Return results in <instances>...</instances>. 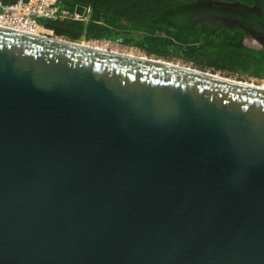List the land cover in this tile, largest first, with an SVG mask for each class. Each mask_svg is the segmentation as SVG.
I'll use <instances>...</instances> for the list:
<instances>
[{
    "label": "water",
    "instance_id": "obj_1",
    "mask_svg": "<svg viewBox=\"0 0 264 264\" xmlns=\"http://www.w3.org/2000/svg\"><path fill=\"white\" fill-rule=\"evenodd\" d=\"M0 264H264V89L0 28Z\"/></svg>",
    "mask_w": 264,
    "mask_h": 264
},
{
    "label": "trees",
    "instance_id": "obj_2",
    "mask_svg": "<svg viewBox=\"0 0 264 264\" xmlns=\"http://www.w3.org/2000/svg\"><path fill=\"white\" fill-rule=\"evenodd\" d=\"M1 1L11 4L17 0ZM60 1L78 15L90 6L92 14L88 24L40 21L56 36L81 44L112 41L148 56L180 60L200 70L264 79V44L244 28L233 25L239 11L252 17L253 22H264V18L239 8L259 4L264 11V0ZM220 16L230 17V23L217 20Z\"/></svg>",
    "mask_w": 264,
    "mask_h": 264
},
{
    "label": "built area",
    "instance_id": "obj_3",
    "mask_svg": "<svg viewBox=\"0 0 264 264\" xmlns=\"http://www.w3.org/2000/svg\"><path fill=\"white\" fill-rule=\"evenodd\" d=\"M91 14L90 6L86 8L83 15H78L67 10L60 0H17L11 4H5L0 0V28L42 38L64 39L56 36L54 31L45 27L40 21H77L88 24ZM251 80L253 83L260 81V79ZM261 81L264 82V79Z\"/></svg>",
    "mask_w": 264,
    "mask_h": 264
},
{
    "label": "flooded vegetation",
    "instance_id": "obj_4",
    "mask_svg": "<svg viewBox=\"0 0 264 264\" xmlns=\"http://www.w3.org/2000/svg\"><path fill=\"white\" fill-rule=\"evenodd\" d=\"M239 8H243L245 12H248L249 14L258 16L260 18H264V11L262 9V7L259 4H256L254 6L251 7H247L245 5H239ZM245 18L246 20L243 21L241 18ZM209 17V16H208ZM237 19H235L233 25H238L242 28H244L245 30H247L253 37L258 38L261 42L264 43V22H260L259 24L257 22H253V18L252 17H247L245 14L241 13L240 11L238 12V15H236ZM208 19H211L208 18ZM217 20L221 21V22H228L230 23L231 18L228 16H220L216 18ZM252 22V23H247V22Z\"/></svg>",
    "mask_w": 264,
    "mask_h": 264
},
{
    "label": "rangeland",
    "instance_id": "obj_5",
    "mask_svg": "<svg viewBox=\"0 0 264 264\" xmlns=\"http://www.w3.org/2000/svg\"><path fill=\"white\" fill-rule=\"evenodd\" d=\"M98 45L107 47L109 49V51H111V52L119 51L120 53L124 54L126 51L129 52V53H133L131 51H134V54H135V52L140 53V54H137V55H141V56H145V57L153 58V59H160V58H157L155 56H148L146 53L142 52L141 50H139L137 48L124 46V45H121V44H118V43L112 42V41H104V40H102V41H100V43H98ZM160 60L171 62V63L177 64V65H181V66H184V67H190V68L198 69V68L194 67L193 65L185 63V62L180 61V60H166V59H160ZM198 70H200V69H198ZM202 71H209L211 73H214L211 70H202ZM216 73L219 74L222 77H225V78H228V79H231V80H235V81L237 80V81L244 82V83L254 84V85H256V87H264L263 86L264 82H262L261 79H260L259 82L253 83L252 80H251L252 78H242V77H238V76L228 75L226 73L223 74L221 72H216Z\"/></svg>",
    "mask_w": 264,
    "mask_h": 264
},
{
    "label": "bare ground",
    "instance_id": "obj_6",
    "mask_svg": "<svg viewBox=\"0 0 264 264\" xmlns=\"http://www.w3.org/2000/svg\"><path fill=\"white\" fill-rule=\"evenodd\" d=\"M63 41V40H62ZM85 43H86V41H84ZM80 43V42H79ZM98 43H100V42H94V41H91V42H87V44H81L80 43V45L82 46V47H86V48H89V49H94V50H98V51H103V52H111V51H109V49L107 48V47H105V46H100V45H98ZM97 44V45H96ZM131 52H133V53H129V52H125L124 54H122V53H120L119 51H113V53H115V54H118V55H124V56H129V57H134V58H138V59H143V60H148V61H150V60H157V59H153V58H148V57H145V56H141V55H137V54H140V53H137V52H135V54H134V51H131ZM129 53V54H128ZM161 62H164V63H167V64H174V63H171V62H167V61H164V60H160ZM174 65H176V64H174ZM181 66V65H180ZM188 68V67H187ZM220 76V75H219ZM231 80V79H230ZM244 83V82H243ZM244 84H248V85H250V86H253V87H256V85H254V84H250V83H244ZM264 86V85H263ZM259 88H261V89H264V87H259Z\"/></svg>",
    "mask_w": 264,
    "mask_h": 264
}]
</instances>
